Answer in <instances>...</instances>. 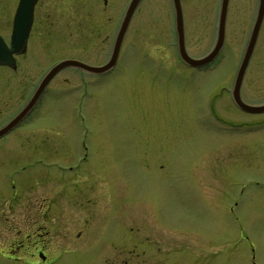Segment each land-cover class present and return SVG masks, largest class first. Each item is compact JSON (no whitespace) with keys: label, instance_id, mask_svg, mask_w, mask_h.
<instances>
[{"label":"rangeland","instance_id":"374dc122","mask_svg":"<svg viewBox=\"0 0 264 264\" xmlns=\"http://www.w3.org/2000/svg\"><path fill=\"white\" fill-rule=\"evenodd\" d=\"M126 1L111 4L114 25ZM147 12L155 16V10ZM156 16L161 18L160 24L152 32L159 42L145 36L148 29L138 26L140 14L136 12L124 47L125 68L116 69L108 81L91 88L87 123L99 131L94 142L101 160L93 175L85 167L78 175L60 176L55 165L45 164L39 168V177L50 186L63 179L74 182L75 188L68 194L81 192L82 205L90 200L91 192L97 191L99 214L104 209L112 212L105 217L107 221L113 219L110 232L115 233L109 240L120 242L123 237L130 245L128 254L121 243L112 251H123L130 264H140L139 255H135L140 249L133 244L148 239L156 242L157 233L174 240V252H191L189 257L176 255L172 260L166 254L172 245L163 238L162 264H264V114L238 111L225 91L215 97L220 87L230 88L248 32L227 33L221 53L210 65L213 67L197 71L182 65L173 47L158 50L140 46L173 43L162 5ZM250 21L242 17L241 27ZM213 34L209 26L208 31L187 35V54L193 58L204 55L213 43ZM74 38V31H67L64 48L58 45L54 53L42 49L34 55V65L27 55L17 64L16 72L0 66V122L31 95L51 61L76 54L73 47L79 41ZM105 54V50L96 51L92 64L102 63ZM250 60L240 93L242 100L256 104L264 102V42L260 36ZM78 74L68 68L56 75L29 122L17 130L18 140L32 138L41 143L43 130L36 127L43 120L32 119L47 114L48 123L53 125L44 129L49 146L72 144L69 135H75L72 117L74 99L80 94ZM219 119L227 122L222 126L225 129ZM78 153L75 146L60 154V160L70 164ZM105 192L107 196H103ZM50 195L53 208H67L54 200V192ZM111 198L118 204L114 208ZM97 236L101 237L99 230ZM75 247L70 242L65 244L59 264H110L111 259L92 256L93 248L98 247Z\"/></svg>","mask_w":264,"mask_h":264},{"label":"flooded vegetation","instance_id":"af4514ba","mask_svg":"<svg viewBox=\"0 0 264 264\" xmlns=\"http://www.w3.org/2000/svg\"><path fill=\"white\" fill-rule=\"evenodd\" d=\"M20 1L21 0H0V36L8 45L14 16ZM109 1L110 0H33L29 21L26 23L27 19H24V24L28 25V32L24 45L20 52L13 56L12 65L9 67L3 66L16 72L17 64L23 62L27 55H29L30 62L34 65V55H38L42 49L44 52L54 53L58 45L64 48L65 36L67 35V31L70 30H73L75 33L74 41L76 39L79 41V43L75 44L73 47L76 54L63 55L51 61L50 64L61 59H76L86 65L100 67L109 60L114 47L117 49V55L113 66L106 71L94 74L83 69L69 68L79 73L76 79L79 82L77 90L80 91L78 98H76V96L74 99L75 107L73 108L72 119L75 121L73 127L75 135H69L72 141L71 145L60 146L58 144L49 146V138L44 129H46V125L50 127L53 125L48 123L49 118L47 114H38L35 115L37 118L33 116L32 119L35 122L43 120L42 123H39L37 125L38 127H36V129L40 128V131L43 130L42 135L44 137L41 135L43 138L41 143L38 141L35 142L32 138L25 139L21 137V139H17V130L23 127L26 122H29L28 119L32 117L33 110L37 103L40 102V99H42V95L46 91L47 86L35 105L24 117L17 124L0 134V264H59L60 256L63 254L64 250H66L65 244L69 242L75 245L76 249H86L90 246L92 248L98 247L93 248L91 253L92 256L105 260L111 259L109 260L110 264H130V258L125 255L128 254L130 248L126 239L122 237V241L115 243L109 240L113 238L115 233L110 232L112 230L110 223L113 219L110 217L107 221L105 217L112 215V212L111 210L108 212V210L104 209V211L99 214L98 209H96L98 205L97 201H99L97 191L91 192L90 200L82 205L80 203L79 194L81 192L75 191L74 194H68V190L75 188L74 182L63 179L55 184V186H50L48 182H44V180L39 177L40 174H42L39 168L45 164H48L47 166L52 164L55 165V168L57 167L60 176H64L66 174L78 175L79 171L86 167L93 175L96 163L101 161L98 160L100 158L97 154L98 147L94 142V138L97 139L99 131L94 128L92 124L87 123V99L93 94L91 91L92 87H96V85H101L108 81L116 69L125 68L127 62L123 58L125 57L124 47L129 35V30L131 29L130 27L135 25L134 14L136 12L140 14L138 26L148 29L145 36H150L157 42L159 41L152 30L155 32V26L160 24L159 20L161 18L156 16V12L160 10L161 5L166 11L168 15L167 18L170 21L167 32L174 33V17L175 13L178 11L184 38L189 34H199L203 30L208 31L209 26L210 30L215 34L217 20L221 14L223 16L222 25L224 36L227 33L231 34L241 30L249 32L257 15L260 14L261 18L254 48L257 45L259 36L260 40L264 42V0H262V2L261 0H178L179 3H177L176 10L171 0H165L161 3L157 2L158 0H139L121 36V40L118 43L116 33L130 0H127L121 7L115 25L111 17V9L113 5H117L118 0ZM148 10H155V16L148 14ZM210 17H213V23H210ZM242 17L251 18L247 27H241L240 23ZM164 23L165 21L163 18L162 25H164ZM165 31L164 29V32ZM163 35H167V33H163ZM169 45L173 46V44ZM140 46H145L147 49L158 50L162 49L164 46L170 47L168 44L156 42L155 44L146 43ZM98 50H105V59L100 64H92L93 54ZM250 59L246 70L251 61ZM39 61L43 62L44 60L39 59ZM210 68L211 67L207 65L195 70H208ZM56 75L52 77L50 82ZM29 81L32 82L31 80ZM205 86L207 87L208 84ZM241 86L242 83L240 88ZM222 89L224 88H219V93ZM225 90L228 93V97H230V89ZM81 94H83V98ZM239 94L241 99H243L240 89ZM28 95L14 113L0 122V128L4 127V125L23 108L30 96ZM262 103L264 102L256 104ZM219 122H221V127L224 126L223 123H227L223 119H219ZM235 124L240 125L239 123ZM75 146L79 153L73 156V161L70 164H63L60 160L62 159L60 154L75 149ZM108 154L102 157L107 158ZM46 159L49 161L46 162ZM104 176L106 175L103 174V177ZM50 192H54V200L56 202L63 203L67 208L70 207V209L67 210L65 206L61 209V207L59 208L60 205L53 208L51 205ZM2 194H5L4 198H2ZM103 196H107V193L105 192ZM111 202L112 208L118 205L113 203V198H111ZM74 205L75 208L72 210ZM72 212L74 213L72 214ZM82 212L85 214L83 215ZM98 217L100 220H97ZM92 218H95V221ZM98 230L101 233L100 238L97 236ZM163 238L166 241H170L169 244L172 245V251L166 253L167 257H170V259H176V255L189 257L191 254L190 251L174 252L175 247H177V245L172 243L174 240L166 236L162 237L157 233L158 240H156V242H150V239H148L138 242V245L136 243L133 244V247L136 248V246H138L140 249V252L135 254L136 256L139 255L140 264H162L161 260L163 255H165V253L162 254L161 252L163 248L161 245V242L163 243ZM120 243L121 249H126L125 254L123 251H121V254L112 251L114 245ZM106 246H108V251ZM116 255L122 256L115 258ZM253 264H255V262H253Z\"/></svg>","mask_w":264,"mask_h":264},{"label":"water","instance_id":"95a60500","mask_svg":"<svg viewBox=\"0 0 264 264\" xmlns=\"http://www.w3.org/2000/svg\"><path fill=\"white\" fill-rule=\"evenodd\" d=\"M33 0H21L18 8L15 13L14 17V25L12 29V33L10 36V49L7 48L3 40L0 38V65H12V55L18 53L24 43V40L26 38L27 32H28V25L24 24V19L26 20V23L29 21V17L31 15V10L33 6ZM138 0H130V3L125 11V14L122 18L120 27L117 32V43L121 40V36L123 35V32L126 29L128 20L130 18L131 12L137 3ZM176 2V0H174ZM262 2V0H261ZM260 14L257 15L256 20L254 22V25L251 29L246 47L244 49L239 67L236 71L234 81H233V87L231 90V97L233 103L240 109L251 112V113H261L264 112V105L261 106H250L245 103H243L239 98V86L241 83V79L247 64V61L251 55L252 48L256 39L257 35V29L260 23ZM223 16L222 14L219 15L218 23H217V33H216V39L214 42V45L210 52L199 59H193L190 58L184 49L183 46V36H182V30L180 27V24L176 26V36H177V53L179 56V59H181L183 62H185L188 65L191 66H202L206 64L207 62L211 61L218 53L219 49L221 48L222 41H223ZM116 47H114V50L112 51L111 57L109 58V61L104 64L101 67H91L87 66L77 60L73 59H63L52 65L47 72L43 75L39 83L37 84L32 96L28 100L27 104L20 110L19 113H17L3 128L0 129V134L5 132L7 129L12 127L13 125L17 124L21 118L29 111V109L33 106L36 99L40 95V93L43 91L45 85L48 83V81L51 79V77L60 69L65 67H77L79 69H84L91 73H100L103 71H106L110 69L113 66L115 57H116Z\"/></svg>","mask_w":264,"mask_h":264},{"label":"bare ground","instance_id":"6f19581e","mask_svg":"<svg viewBox=\"0 0 264 264\" xmlns=\"http://www.w3.org/2000/svg\"><path fill=\"white\" fill-rule=\"evenodd\" d=\"M67 68V67H66ZM66 68H62V69H60L59 71H57L55 74H57L58 72H60V71H62V70H64V69H66ZM240 95V94H239ZM240 100H242V99H240ZM262 113H264V112H262Z\"/></svg>","mask_w":264,"mask_h":264}]
</instances>
